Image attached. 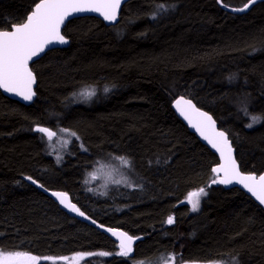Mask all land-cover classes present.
I'll return each instance as SVG.
<instances>
[{
  "label": "trees",
  "instance_id": "trees-1",
  "mask_svg": "<svg viewBox=\"0 0 264 264\" xmlns=\"http://www.w3.org/2000/svg\"><path fill=\"white\" fill-rule=\"evenodd\" d=\"M37 1L0 0V29L22 22ZM62 34L68 46L30 64L31 104L0 93V250L97 254L80 264H134L169 253L176 263L264 264V209L236 187L212 184L215 154L170 106L176 96L191 98L227 132L240 170L264 171V1L231 13L217 0H129L115 25L76 17ZM90 87L95 95L74 100ZM35 125L63 127L78 139L54 160ZM119 156L131 160L143 193L108 203L83 181L93 164ZM28 177L66 192L99 223L137 236L133 255H98L118 252V244L63 212ZM201 188L207 195L192 211L188 194Z\"/></svg>",
  "mask_w": 264,
  "mask_h": 264
},
{
  "label": "snow or ice",
  "instance_id": "snow-or-ice-1",
  "mask_svg": "<svg viewBox=\"0 0 264 264\" xmlns=\"http://www.w3.org/2000/svg\"><path fill=\"white\" fill-rule=\"evenodd\" d=\"M223 4V0H217ZM122 0H38L34 4L33 10L28 14L26 20L22 23L14 24L11 30H0V89L6 92L20 96L25 101H31L35 92L32 85L35 83L33 70L29 66V62L37 57L40 53L45 52L48 46L55 43L65 44L67 40L61 32V25L65 24L67 18L75 13L97 12L107 21H115L118 15ZM256 0H247L243 8L234 9V11H244ZM227 7V5H223ZM163 8V5L159 6ZM155 18V14L153 17ZM107 92L108 89H105ZM85 98H91L95 95L94 91L85 90L80 93ZM177 111L183 116L188 123L196 129L200 135L208 141L213 148L220 153L223 163L212 168V172L217 176L212 180V184L230 185L234 182L240 184L247 190L260 205H264V174L258 177L255 174H244L238 169L236 162L232 159V148L228 142V138L222 131H217L215 121L206 112L200 111L190 99L180 97L175 101ZM246 111V110H245ZM259 118L253 117V122ZM249 124L248 127H251ZM35 131L43 133L51 139L55 133L45 127H37ZM69 137H77L75 132L68 129H62ZM71 141L65 139L64 145L67 146ZM83 148V146H82ZM86 151V149H84ZM124 167L131 168L132 162L126 157L118 158ZM223 173V176H220ZM33 184L37 181L28 177ZM87 183V181H86ZM120 183V181H116ZM43 187V185H39ZM131 186V185H130ZM47 191V189H45ZM53 196L57 197L62 205L70 211L84 216L85 214L74 204L70 203L68 194L64 192H53ZM207 192L204 188L197 192L188 194L187 202L191 204L192 211H197L200 205V198L206 196ZM173 217L169 216L168 224H172ZM92 223H96L94 220ZM103 227V225H100ZM106 231L111 232L119 240V251L116 253L100 252V256L119 255L129 257L133 253V241L139 239L128 235L126 232L117 229L108 228ZM79 256H92L96 253H81ZM178 257L176 254L161 255L151 264H176ZM40 260L52 261H68V257H38L27 252L14 251L4 253L0 250V264H39ZM233 264H239L234 259Z\"/></svg>",
  "mask_w": 264,
  "mask_h": 264
},
{
  "label": "rangeland",
  "instance_id": "rangeland-1",
  "mask_svg": "<svg viewBox=\"0 0 264 264\" xmlns=\"http://www.w3.org/2000/svg\"><path fill=\"white\" fill-rule=\"evenodd\" d=\"M85 90L93 91L94 88H87L80 90L75 96V101H85L88 98H85L80 95ZM88 103L86 101L84 104ZM59 126H56L53 133L55 135L49 139L48 136L43 134L42 139L47 144L48 151L50 154L54 157V160H61L63 156H65L71 147L65 146L63 141L65 139L70 140L72 137H69L67 133L62 132L61 128L59 129ZM72 132V131H71ZM79 148L84 152V149L82 148L81 143L78 144ZM120 157V156H119ZM119 157H113L109 160L101 159L97 163L93 164V167H90L89 170L85 174L84 183L86 185V188L93 192L96 196H98L100 199L107 198L108 202L112 200V197L117 196L124 198L126 196L125 190L130 189V194L132 193V196L135 198H138L143 192L139 191V187L135 179L133 178L131 174V168L124 167L122 165V162L118 159ZM87 181V183H86ZM116 181H120V183H116ZM131 185V186H130ZM116 191H121L116 192ZM116 192V193H115ZM115 193V194H114ZM136 193V194H135ZM128 195V193H127ZM109 210H113V207L107 208ZM9 253V252H4ZM170 254V253H169ZM163 256H168V254H161ZM152 259L150 262L148 261H136L134 264H151L152 261L156 260L158 257ZM41 257V256H38ZM88 256H79L74 255V257H70L68 261H64V264H80L82 263V260ZM45 261V260H41ZM39 261V262H41ZM179 263V262H178ZM213 264H226V262H212ZM163 264V262H162ZM170 264V262H169ZM177 264V263H176Z\"/></svg>",
  "mask_w": 264,
  "mask_h": 264
},
{
  "label": "water",
  "instance_id": "water-1",
  "mask_svg": "<svg viewBox=\"0 0 264 264\" xmlns=\"http://www.w3.org/2000/svg\"><path fill=\"white\" fill-rule=\"evenodd\" d=\"M127 1H129V0H122L121 6H120V8L118 9L117 19H116L115 21H107V20H105V19L103 18V16H101V15H100L99 13H97V12H82V13H75V14H73L71 17L67 18V20L65 21V24H66L69 20H71V19H73V18H76V17L93 16V17H96V18L102 20L103 23L106 24V25H109V26H110V25H115V24L118 22V19H119V16H120V12H121V8H122L123 4L126 3ZM260 1H264V0H256V3H257V2H260ZM37 2H38V1H37ZM245 3H247V1H246ZM245 3H244V4H245ZM218 4H219V6H220L222 9H224V10L227 11V12H231V13H244V12H247V11L250 9V7L252 6V5H251L248 9H245L244 11H234V9L243 8V5H244V4H242V5H240V6H236V7H234V6H229V5L225 4V3H223V4L218 3ZM223 5H227V7H224ZM253 5H254V4H253ZM33 8H34V5L32 6V9L30 10V12L33 10ZM30 12H29V13H30ZM29 13H28V14H29ZM28 14L26 15V17L28 16ZM26 17H25V19H24L22 22H24V21L26 20ZM22 22H20V23H22ZM65 24L61 25V32H62V29H63V27L65 26ZM13 25H14V24H12L8 29H0V30H11L12 27H13ZM65 38H66V37H65ZM66 40H67V43H65V44L55 43V44H53V45H51V46H48V47L46 48L45 52L48 51V50H50V49H53V48H59V47H65V46H68L70 40H69L68 38H66ZM45 52L40 53L37 57H34L33 60L29 62V66H30V64L33 63L35 60H37L38 58H40ZM33 74H34V72H33ZM34 76H35V75H34ZM35 86H36V77H35V83L32 85V90H33L34 92H35ZM0 92H1L3 95H5L6 97H8V98H10V99H13V100H16V101H18V102H20V103H22V104H24V105H29V104H31V103L34 101V99H35V95L33 96V99H32L31 101H25V100H23L22 97L17 96V95H15V94H13V93L6 92V91H4L3 89H0ZM180 97H184L185 99H190V100L193 102V104H194L198 109H200V111L208 113V114L213 118V120L215 121V127H216V130H217V131H222V132H224L225 135L227 136V138H228V142H229V144L231 145V148H232V153H231L232 159L235 160L236 165H237L238 169L240 170L239 165H238V162H237V160H236V158H235L234 147H233V145H232V143H231V140H230L229 137H228L227 132H226L222 127L219 126L218 122L214 119V117L211 115V113H209L207 110H205V109L199 107L198 105H196V103H195L191 98H188V97H185V96H182V95L176 96V97L171 101V104H170L171 109L173 110V112L175 113V115H176V116L182 121V123L186 126V128H187L192 134H194V136H195V137H196V138H197L202 144H204V145H205V146H206L211 152H213V153L215 154L216 158H217V162L211 167V171H212V168H213V167H216L217 165L223 163L224 161H222L221 156H220V153H219L218 151H216V149L213 148V147L211 146V144H209L208 141L205 140V139L200 135V133L197 132L196 129H195L194 127H192V126L188 123V121H187L183 116H181L180 113L177 111V109H176V107H175V101H176L177 99H179ZM38 126H39V127H45V126H43V125H35V126L33 127L34 131H35V129H36ZM45 128H47V127H45ZM48 129H49V128H48ZM49 130H50V129H49ZM50 131H52V130H50ZM35 132H38V131H35ZM39 133H40V132H39ZM42 134H43V133H42ZM44 135H45V134H44ZM46 136H47V135H46ZM240 172H242V173H244V174H255L257 177H258L259 175H261V174H264V171H262V172H260V173H255V172H245V171L240 170ZM212 173H213V172H212ZM213 174H214L215 176H217L216 173H213ZM220 176H223V173H220ZM29 181L32 183L31 180H29ZM35 185H36V186H37L42 192H44L49 198H51V199H52V200L58 205V207H59L63 212H65L66 214H68V215H70V216H72V217H74V218H76V219H78V220H80V221H82V222H84V223L90 225V226L95 227L96 229H98L99 231H101L102 233H104L106 236H108V237H109L111 240H113L115 243H117L118 246H119V240H118L115 236H113V235L111 234V232L106 231V229H108V228L117 229L118 231L126 232L128 235L133 236V235L129 234L127 231H125L124 229L120 228V227L107 226V225H104V224L99 223V222L96 221L94 218H92L91 216H89L88 214H86L85 212H83L82 210H81V211L85 214L84 216H80L79 214L70 211L68 208H66L64 205H62V204L60 203V201H59V199H58L57 197H55V196L52 195L53 192H64V191L59 190V189H47V188H44V187H40V186H39L40 184H39L38 182H37V184H35ZM220 185H222V186H223L224 188H226V189H227V188L236 187V188L240 189L241 191H243L247 196H249V197H250L255 203H257L258 205H260L259 202L255 199V197H253L250 193H248L247 190L244 189L242 185H240V184H236L235 182H234L233 184H230V185H224V184H220ZM45 189H47V191H45ZM64 193H66V192H64ZM68 199H69V202H70V203H74V201H72L71 196H70L69 194H68ZM74 204H75V203H74ZM75 205H76V204H75ZM76 206H77V205H76ZM260 206L264 209V205H260ZM77 207H78V206H77ZM93 220H94L96 223H92ZM100 225H103V227H100ZM133 237H137V236H133ZM136 241H137V239L133 241V248H134V244H135ZM132 255H133V253L130 254V256H132ZM177 264H212V263L209 262V261H181V262H179V263H177Z\"/></svg>",
  "mask_w": 264,
  "mask_h": 264
},
{
  "label": "flooded vegetation",
  "instance_id": "flooded-vegetation-1",
  "mask_svg": "<svg viewBox=\"0 0 264 264\" xmlns=\"http://www.w3.org/2000/svg\"><path fill=\"white\" fill-rule=\"evenodd\" d=\"M43 55H44V54H43ZM0 93H1V92H0ZM1 95H3V94L1 93ZM4 96H5V95H4ZM15 101H16V100H15ZM17 102H18V101H17ZM116 192H120V193H122L121 191H116ZM116 192H115V193H116ZM125 192L128 193V195H127V193H126V196L129 197V198H131V194H130L131 191H130V190H125ZM115 193H114V194H115ZM126 196H125V197H126ZM104 199H106V201H107V198H104ZM120 199H122V198H121V197L114 196V197H112V200L109 201L108 203H111L112 201H114L113 203H116V202L119 203Z\"/></svg>",
  "mask_w": 264,
  "mask_h": 264
},
{
  "label": "bare ground",
  "instance_id": "bare-ground-1",
  "mask_svg": "<svg viewBox=\"0 0 264 264\" xmlns=\"http://www.w3.org/2000/svg\"><path fill=\"white\" fill-rule=\"evenodd\" d=\"M224 3H225V2H224ZM245 109H246V108H245ZM244 112H245V111H244ZM248 112H249V111H248ZM252 112H253V114L255 113V111H253V110H252ZM249 113H250V112H249ZM249 113H248V114H249ZM242 114H243V113H242ZM244 114L247 115V113H244ZM246 115H245V116H246ZM240 116H241V115H240ZM243 116H244V115H243ZM245 116H244V118H245ZM260 117H261V116H260ZM244 118H243V119H244ZM247 118H248V117H247ZM240 119H241V118H240ZM240 119H239V121H240ZM261 119H262V118H261ZM237 120H238V119H237ZM245 121H246V120H245ZM242 122H243V120H242ZM33 124H34V123H33ZM241 124H246V123L244 122V123H241ZM260 124H261V123H260ZM223 129H224V128H223Z\"/></svg>",
  "mask_w": 264,
  "mask_h": 264
}]
</instances>
